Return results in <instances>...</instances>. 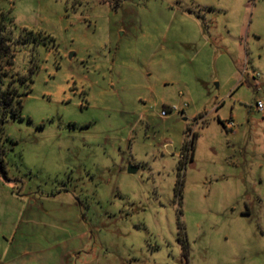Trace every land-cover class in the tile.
Segmentation results:
<instances>
[{
  "label": "rangeland",
  "instance_id": "1",
  "mask_svg": "<svg viewBox=\"0 0 264 264\" xmlns=\"http://www.w3.org/2000/svg\"><path fill=\"white\" fill-rule=\"evenodd\" d=\"M0 10L52 37L12 43L0 264H264V0Z\"/></svg>",
  "mask_w": 264,
  "mask_h": 264
},
{
  "label": "trees",
  "instance_id": "2",
  "mask_svg": "<svg viewBox=\"0 0 264 264\" xmlns=\"http://www.w3.org/2000/svg\"><path fill=\"white\" fill-rule=\"evenodd\" d=\"M14 16L11 10H0V127L9 116L21 117L24 95L27 89H21V85H27V76L18 73L14 67L15 51L12 47L14 41H29L45 38L52 39L48 35L35 33L25 29L17 38L13 36ZM1 137V135H0ZM195 135L183 145L184 161L193 158ZM184 161L182 163H184ZM0 170L5 171V160L0 147ZM180 231L183 224L179 223ZM182 255L185 264H188V248L183 245Z\"/></svg>",
  "mask_w": 264,
  "mask_h": 264
},
{
  "label": "built area",
  "instance_id": "3",
  "mask_svg": "<svg viewBox=\"0 0 264 264\" xmlns=\"http://www.w3.org/2000/svg\"><path fill=\"white\" fill-rule=\"evenodd\" d=\"M174 108L177 109L178 107L175 106ZM256 108L264 113V100L258 99L256 101Z\"/></svg>",
  "mask_w": 264,
  "mask_h": 264
},
{
  "label": "water",
  "instance_id": "4",
  "mask_svg": "<svg viewBox=\"0 0 264 264\" xmlns=\"http://www.w3.org/2000/svg\"><path fill=\"white\" fill-rule=\"evenodd\" d=\"M128 171L133 172L135 171V167L132 164L128 165Z\"/></svg>",
  "mask_w": 264,
  "mask_h": 264
}]
</instances>
